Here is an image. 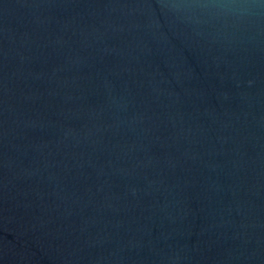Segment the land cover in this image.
Returning <instances> with one entry per match:
<instances>
[{
	"label": "water",
	"instance_id": "95a60500",
	"mask_svg": "<svg viewBox=\"0 0 264 264\" xmlns=\"http://www.w3.org/2000/svg\"><path fill=\"white\" fill-rule=\"evenodd\" d=\"M0 264H264V0H0Z\"/></svg>",
	"mask_w": 264,
	"mask_h": 264
}]
</instances>
